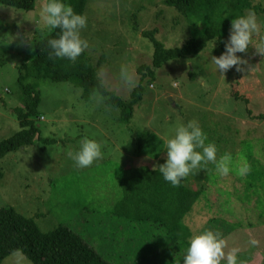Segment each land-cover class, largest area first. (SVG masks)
<instances>
[{
  "label": "rangeland",
  "instance_id": "rangeland-1",
  "mask_svg": "<svg viewBox=\"0 0 264 264\" xmlns=\"http://www.w3.org/2000/svg\"><path fill=\"white\" fill-rule=\"evenodd\" d=\"M259 3L264 5V0ZM45 4L46 0H36L33 12L0 6V142L21 130L12 113L21 106L19 68L33 60L19 30L27 38L46 32L48 27L41 17ZM177 12L164 5V0H87L88 22L81 32L89 43L85 52L110 91L129 99L139 85L138 69L150 64L154 55L153 44L143 36L144 31L161 29L156 38L167 48L181 47L201 34L202 23L195 28V19ZM161 13L162 17L157 18ZM177 17L180 18L176 20ZM257 20L259 33L246 53H237L247 61L245 71L233 67L221 76L211 62L212 56L219 57L224 52L217 44L216 49L209 45L200 55L173 61L163 68L168 72L163 70L160 75L162 70L159 71L151 88L149 80L145 81V100L128 124L121 118V111L107 106L100 94L86 98L78 82H41L39 110L44 119L40 120V129L43 139L52 142L36 141L0 160V209L14 208L33 218L44 233L65 225L84 234L85 220L98 230L115 228L121 219L111 215L124 199L125 180L129 185L136 183L128 178L127 171L141 166L159 169L167 159L166 152L161 160L154 161L150 155L137 157L138 137L151 133L165 143L177 124L196 120L200 126L204 124L202 129L207 133L210 126L215 127L213 141L219 147L218 157L224 153H231L234 159L243 156L250 171L243 177L236 172L221 177L213 169L197 171L199 185L221 181L226 191L214 186L210 203L201 200L194 217L187 222L196 235L204 230L220 232L226 241L225 251L238 250V264H264V120H244L249 117L246 103L227 98L230 92L239 91L252 100L250 110L255 112L252 105L259 101L264 110V54L260 53L264 52V14L262 20ZM122 67L133 77L131 85L123 79ZM247 70H253V76ZM241 74L240 86L235 89L232 78ZM238 121L241 125L236 126ZM83 137L100 142L104 154L92 166L79 169L66 153L75 151ZM232 178L241 183L235 185ZM223 192L227 193L224 198ZM84 208L103 214L110 210V216L80 213ZM187 247L188 244L182 248L181 261L168 257L169 264H182ZM3 264L32 262L16 253Z\"/></svg>",
  "mask_w": 264,
  "mask_h": 264
},
{
  "label": "trees",
  "instance_id": "trees-1",
  "mask_svg": "<svg viewBox=\"0 0 264 264\" xmlns=\"http://www.w3.org/2000/svg\"><path fill=\"white\" fill-rule=\"evenodd\" d=\"M260 1L164 0V5L174 8L186 18L195 19V28L200 27L199 24L202 23L201 34L187 40L181 47L167 48L156 38L161 29L144 31L143 36L153 44L154 55L150 64L139 67L141 81L129 99L110 91L100 81L98 68L91 64L85 51L75 62L67 58L50 57L51 49L47 41L58 36V29L49 31L47 28L46 32L40 31L28 38L25 37L24 31L19 30L27 40L26 47L32 51L33 60L19 68L21 106L13 109L12 113L16 115L21 130L10 139L0 142V160L23 147L33 146L36 141L43 144L52 142L50 139H43L40 129V120L44 119L39 110L42 103V92L39 89L41 82H78L84 89L86 98L100 94L105 98L107 106L121 111V118L128 124L134 118L136 108L145 100L147 88L144 83L147 79L150 86L156 81L159 71L162 70L160 75L163 70L169 71L167 68L163 69L165 65L188 59L187 57L192 55H200L209 45V48L215 46L216 49L217 44L225 51L224 45L229 39L231 22L235 17L253 11L262 20L264 5L259 3ZM65 2L70 4L76 13L85 15L87 0ZM0 6L33 12L36 9V0H0ZM159 17H162V13L157 16ZM138 29L141 30L140 27ZM249 76H253V70ZM242 78V74L232 78V87H239ZM227 98L246 103L249 117L244 120H264L262 101L252 105V108L256 109L253 112L248 107H251L252 100L246 95H241L239 91L230 92ZM238 125H241L239 121L236 123V126ZM208 130L207 133L203 129L208 140L214 142L215 127L210 126ZM137 145V157L150 155L155 161L164 156L165 143L154 134L146 133L138 137ZM217 148L219 152V147ZM212 169L215 170V165L208 163L194 170L178 187L166 182L159 169L141 166L134 167L132 171L128 170V178L131 177L136 183L129 185L125 180L124 199L115 208V216L111 215L121 221L118 226L108 230H98L91 226L90 221L85 220L87 227L84 234L65 225L44 233L33 218L23 216L14 208H1L0 264L16 253H22L32 264H169L168 257L181 261L182 248L188 244L191 236L196 235L191 230L188 231L184 222L194 217L201 200L207 199L210 203L214 186L223 185L221 181L218 184L211 182L210 186L205 183L199 185L196 172ZM192 177L196 178L195 181ZM238 182L241 183L239 180ZM109 211L103 214L104 212L84 208L80 213L93 212L90 216L108 218ZM155 240L158 242L155 243ZM114 253L117 256H114Z\"/></svg>",
  "mask_w": 264,
  "mask_h": 264
},
{
  "label": "clouds",
  "instance_id": "clouds-1",
  "mask_svg": "<svg viewBox=\"0 0 264 264\" xmlns=\"http://www.w3.org/2000/svg\"><path fill=\"white\" fill-rule=\"evenodd\" d=\"M41 17L49 31L59 30L56 38L47 41L51 49L50 57L67 58L75 62L88 49L89 43L81 35L87 26V17L76 13L65 0H46L41 9ZM259 31L260 24L253 11L232 20L229 39L224 45L225 51L219 57H211L212 64L221 76L233 67L237 71H245L243 66L247 61L237 53H246ZM121 74L126 83H133V77L127 68L122 67ZM102 149L103 145L97 140L83 137L78 148L75 151L69 150L66 155L74 161L75 167L84 169L102 158ZM164 152L167 159L159 165V172L173 187L180 186L194 170L208 163L215 165V171L221 177L228 176L230 172H236L243 177L250 171L243 156L234 159L231 153H224L217 159V145L208 140L207 134L196 120L177 124L165 141ZM251 243L255 244V241ZM225 248L226 241L220 232L204 230L189 238L182 264H238V250L226 252Z\"/></svg>",
  "mask_w": 264,
  "mask_h": 264
},
{
  "label": "crops",
  "instance_id": "crops-1",
  "mask_svg": "<svg viewBox=\"0 0 264 264\" xmlns=\"http://www.w3.org/2000/svg\"><path fill=\"white\" fill-rule=\"evenodd\" d=\"M235 179V185H237V184H240L239 182H238V179H236V178H234ZM218 187H221L222 189H224L225 190V187L224 186H216V188H218ZM226 191V190H225ZM225 194H227L226 192H223V194L221 195V196H224ZM186 225H187V229H188V231H192V226L190 225V223L189 222H184ZM198 229V228H197ZM192 233H194L193 231H192Z\"/></svg>",
  "mask_w": 264,
  "mask_h": 264
},
{
  "label": "water",
  "instance_id": "water-1",
  "mask_svg": "<svg viewBox=\"0 0 264 264\" xmlns=\"http://www.w3.org/2000/svg\"><path fill=\"white\" fill-rule=\"evenodd\" d=\"M171 101H172V99H171Z\"/></svg>",
  "mask_w": 264,
  "mask_h": 264
}]
</instances>
